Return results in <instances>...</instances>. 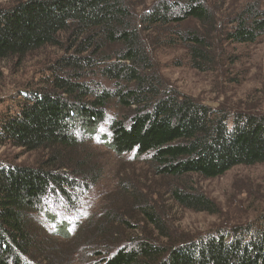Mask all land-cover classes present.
Segmentation results:
<instances>
[{"label": "trees", "instance_id": "16d2710c", "mask_svg": "<svg viewBox=\"0 0 264 264\" xmlns=\"http://www.w3.org/2000/svg\"><path fill=\"white\" fill-rule=\"evenodd\" d=\"M204 2L156 0L141 13L132 0H26L0 8V62L22 59L46 46H62L67 52L50 66L48 90L23 94L14 108L0 115V143L27 153L47 152L37 166L0 165V264H69L77 249L89 246H74L67 226H59L55 217L46 220L59 226L58 233L47 231L40 219L50 194L60 192L74 207L78 194L68 191L96 181L88 155L76 153L77 132L83 138L98 135L118 156L146 158L164 177L215 178L237 166L264 163V113L212 109L190 95L163 88L153 71L151 35L186 21L204 27L206 34L173 31L170 44L186 47L193 68L213 63L214 40L207 36L217 27ZM227 25L216 30L222 43H254L264 35V9L250 3ZM95 71L112 87L86 80ZM112 104L125 115L109 116ZM103 124L108 125L107 134L97 132ZM171 198L184 208L216 213V205L202 193L173 190ZM137 208L143 221L162 232L152 206L143 200ZM120 217L112 211L105 220L122 222ZM131 240L108 254L86 251L102 257L101 264H264V224L176 245ZM62 243L69 248H57Z\"/></svg>", "mask_w": 264, "mask_h": 264}, {"label": "rangeland", "instance_id": "374dc122", "mask_svg": "<svg viewBox=\"0 0 264 264\" xmlns=\"http://www.w3.org/2000/svg\"><path fill=\"white\" fill-rule=\"evenodd\" d=\"M22 1L26 0H0V8ZM155 1L132 0V3L136 12L141 13ZM204 3L214 16L217 27L207 36L214 40L211 47L213 63L202 70L193 68L186 47L178 42L170 44L175 39L173 31L193 30L206 34L204 27L186 21L167 32L151 35L148 49L153 71L160 75L163 88L190 95L212 109L226 106L234 111L264 113V35L254 43L232 44L222 43L216 31L228 28L229 20L250 3H258L264 9V0H205ZM65 54L67 52L62 46H46L22 59L0 62V115L14 108L23 94L29 97L35 91L48 90L49 68ZM86 78L104 87H112V83L102 79L96 71ZM107 112L111 117L125 115L113 104ZM99 131L107 134L108 125H101ZM76 137L79 141L76 153L81 157L88 155L89 162L96 168V181L93 185H82L76 191H68L78 194L74 207H69L60 192L50 194L43 202L40 217L44 228L52 233L60 231V223L65 224L74 246L89 244L83 251L77 249L69 264H101L102 257L95 252L87 254L86 250H102L108 254L129 246L132 238L176 245L219 232L259 228L264 224V163L237 166L215 178L195 174L164 177L154 172L146 158L134 160L130 154H114L101 144L98 135L83 138L77 132ZM45 155L47 152L42 150L27 153L10 143H0V165L37 166L45 160ZM173 190L202 193L216 205V213L178 205L171 198ZM143 200L156 210L164 226L162 232L139 215L137 205ZM112 211L121 215L122 222L105 220ZM47 216L55 217L59 226L54 227L46 220ZM126 222L132 225L133 230L127 228ZM60 239L63 240L60 237L57 240ZM57 248H69V245L62 243Z\"/></svg>", "mask_w": 264, "mask_h": 264}]
</instances>
